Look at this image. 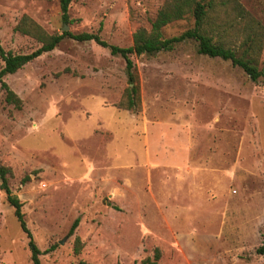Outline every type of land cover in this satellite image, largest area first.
<instances>
[{
	"label": "rangeland",
	"instance_id": "374dc122",
	"mask_svg": "<svg viewBox=\"0 0 264 264\" xmlns=\"http://www.w3.org/2000/svg\"><path fill=\"white\" fill-rule=\"evenodd\" d=\"M164 2L73 0L66 25L60 0H0V46L15 55L41 47L17 30L28 17L48 35L101 28L108 44L129 48ZM242 4L263 32L245 56L264 71V0ZM193 26L188 18L163 32ZM245 27L237 21L215 41L244 55ZM197 48L131 57L138 113L118 107L124 59L94 42L65 39L3 78L22 106L8 104L0 84V165L41 264H141L157 251L158 264H264V83ZM0 264H33L1 189Z\"/></svg>",
	"mask_w": 264,
	"mask_h": 264
},
{
	"label": "trees",
	"instance_id": "16d2710c",
	"mask_svg": "<svg viewBox=\"0 0 264 264\" xmlns=\"http://www.w3.org/2000/svg\"><path fill=\"white\" fill-rule=\"evenodd\" d=\"M72 2L73 0H60L62 21L66 25L71 23L69 9ZM188 18L194 21V26L191 29L178 36L165 37L163 32L165 28ZM237 21L246 22V27L243 31L246 35L247 50L241 56L233 49L225 47L222 42L215 41V38H220L224 31L226 32V30L233 28L234 23ZM254 24L255 22L244 8L242 0H165L156 17L151 21V29L149 31L144 28L139 29L134 35L133 45L129 48H121L104 41L100 35L101 28L97 33L73 34L72 32L64 31L61 34L48 35L36 22L24 17L17 26V30L25 35L37 37L41 42V47L31 54L15 55L12 52H6L0 46V58L4 63L0 71V84L6 92V102L21 109L22 100L3 81L5 76L15 74L43 54L52 52L65 39H72L78 42H94L108 49L112 56H119L124 59L129 86L118 107L138 113L141 110L140 86L136 75V66L131 57L134 55L137 57H153L160 52L172 51L176 45L186 41L197 43L198 54L229 61L233 66L241 68L253 82L264 83V71L257 67L251 57L245 56L249 54V51L255 52L261 47L263 32L257 24ZM10 174L11 170L9 168L0 165V189L6 194V200L14 208L15 217L28 238L32 263L41 264L40 256L42 253L27 227L25 216L22 212L23 203L10 189ZM28 180L29 177L27 176L22 180V183L25 184ZM78 223L79 220H76L72 227V232L76 229ZM75 250L76 252L79 251L78 246ZM258 253L264 254V242ZM159 258L160 254L157 251L154 260L147 259L141 264H158Z\"/></svg>",
	"mask_w": 264,
	"mask_h": 264
},
{
	"label": "water",
	"instance_id": "95a60500",
	"mask_svg": "<svg viewBox=\"0 0 264 264\" xmlns=\"http://www.w3.org/2000/svg\"><path fill=\"white\" fill-rule=\"evenodd\" d=\"M67 29H68V27H67V26H65V28H64V31H67Z\"/></svg>",
	"mask_w": 264,
	"mask_h": 264
}]
</instances>
